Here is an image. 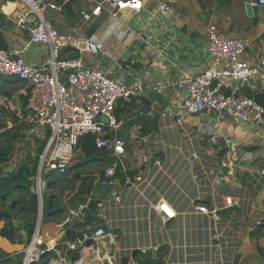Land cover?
I'll return each instance as SVG.
<instances>
[{"label":"crops","instance_id":"obj_1","mask_svg":"<svg viewBox=\"0 0 264 264\" xmlns=\"http://www.w3.org/2000/svg\"><path fill=\"white\" fill-rule=\"evenodd\" d=\"M52 1L60 8L48 11L46 18L60 32H75L104 43V52L83 56L88 66L109 69L126 83H140L143 88L129 100H121L116 115L125 125L116 134L129 139L134 127L142 125L144 133L152 134L155 141L141 147L138 142H129L112 186H102L98 181L103 177L99 173L101 167H94L95 181L89 194L78 193L80 182L48 185L52 212L44 219L42 247L50 245L56 250L35 264H49L51 259L59 260V264H73L77 253L69 251L66 242L74 239L83 227L76 222L75 213L102 200L109 201L105 207L108 236L94 246L102 254L116 256L118 264L130 252L139 262L156 260L162 253L163 264L264 261V224L259 223L264 215V125L242 126L226 115L208 112L194 116L181 112L183 124L178 125L175 120L181 110L183 91L170 86L182 76L192 77L205 68L209 23L231 37L243 38L247 44L243 59L260 63L264 57V6H258V12L249 16L246 10L249 0H177L168 16L159 21L158 8L163 0H142L140 11L127 8L113 18L103 9L98 16L91 15L85 20L83 12L91 14L102 0ZM0 5L3 9L0 49L16 53L28 47L24 57L40 65L46 49L29 45L27 30L16 24L23 6L16 0H0ZM74 53L67 50L64 56L71 57ZM28 90L20 79L9 82L0 78V120L8 128L14 125L18 108L25 105L22 96ZM263 91L264 66L249 81L243 94ZM142 99L148 100L149 105L143 106ZM24 134L25 138L30 135L25 130ZM114 135L107 133L108 137ZM222 135L236 141L239 159L226 167L227 172L223 169L222 182L217 185L208 169L225 154ZM18 144L21 143L17 142L16 150ZM155 151L162 160L161 166L155 164V158L148 166L135 160L137 154ZM16 152L9 162L11 167L19 164ZM105 154L113 159L106 166L109 167L116 158L112 150H105ZM106 158L102 156L99 161ZM139 176L143 177L141 182L137 180ZM116 194L122 198L120 203L114 199ZM161 202L176 213L170 221H165L155 208ZM198 204L216 210L221 220L216 222L210 215L198 212ZM3 226L0 219V227ZM0 242L2 249L12 255L21 253L25 247V244L12 245L1 236ZM4 246H10L12 251ZM98 264L109 263L103 260Z\"/></svg>","mask_w":264,"mask_h":264},{"label":"built area","instance_id":"obj_2","mask_svg":"<svg viewBox=\"0 0 264 264\" xmlns=\"http://www.w3.org/2000/svg\"><path fill=\"white\" fill-rule=\"evenodd\" d=\"M16 1L23 6L16 18L17 26L27 30L29 45H41L46 49V55L40 65H34L24 57L28 47L16 53L0 49V78L16 76L24 81L29 89L26 105L17 110L18 122L25 125V131L29 134H41L44 142L36 173L31 178V191L38 198L36 227L31 242L22 251V264H35L42 261L47 253L56 250V247L50 245L47 248L42 247L44 195L52 180L49 176H61L67 172L81 139L87 135L95 136L98 149L112 150L116 160L105 168L103 177L98 180L102 186L107 187L115 183L117 166L126 157L129 142H138L141 147L155 139L152 134L144 133L142 125L134 127L129 139L116 134L125 125L124 120L116 115L118 102L129 100L143 88L140 83H126L124 78L114 76L109 69L94 68L85 63V54L97 56L106 50L102 41L75 32H60L46 18L48 11L60 8L52 0ZM249 2L264 6V0ZM176 4L177 0L161 1L158 8L159 21L165 19ZM127 8L140 11L142 0H102L93 8L91 14L83 12V17L89 20L91 15L98 16L104 9L113 18H117L120 11ZM2 14L0 5V19ZM206 33L208 59L203 71L192 77L182 76L170 85L183 91L181 110L175 122L178 125L183 124L181 112L191 116L208 112L219 116L226 115L242 126L264 125V107L242 93L249 81L260 73L264 66V57L258 64L244 60L246 41L240 37L229 36L214 23L207 25ZM67 50L75 51L78 56L65 57ZM108 132L114 133V137H108ZM222 137L225 154L216 165L208 169V174L217 185L222 182L223 169L239 159L236 141L228 135ZM153 158L157 166L162 165L156 151L135 156V160L142 166L150 165ZM137 180L141 182L143 177L139 176ZM114 199L116 203L122 200L118 195H115ZM108 202H97L90 214L91 219L89 206L81 207L75 213L76 222L83 227L74 239L66 242L67 249L77 253L73 264H85L86 261H91L88 264H98L103 260H107L109 264H118L116 256L102 254L100 249L94 246V243L108 236L105 229L108 222L105 207ZM155 208L165 221H170L176 214L165 202L158 203ZM196 210L210 215L216 222L221 220L216 210H210L206 205L198 204ZM259 223L264 224V215ZM130 254L128 264H140L132 252ZM49 264H59V260L51 259ZM260 264H264V261Z\"/></svg>","mask_w":264,"mask_h":264},{"label":"trees","instance_id":"obj_3","mask_svg":"<svg viewBox=\"0 0 264 264\" xmlns=\"http://www.w3.org/2000/svg\"><path fill=\"white\" fill-rule=\"evenodd\" d=\"M76 56H78L76 53L71 55V57ZM248 97L255 99L264 107V91L261 93L249 94ZM22 99L23 103L26 105L27 95L22 96ZM121 102V100L118 102L117 108L120 106ZM142 103L143 106L149 105V101L146 99H142ZM117 108L116 112H118ZM13 122L14 125L8 128L7 125L3 124L0 120V130H2L0 133V169L9 166L12 156L15 154L17 142L25 138V125L20 124L17 117L13 118ZM144 132H146V130H144ZM43 147L44 142L37 148V155L35 157L28 156L27 159L22 164H18L15 169L2 173V175L0 174V219L4 221V228L14 230L15 236L25 245L31 242L38 217V198L31 191V178L36 173L38 157ZM102 156L104 158L107 157L105 150L96 147L95 136H84L74 152L67 172L61 176H54L49 182V185H54L58 182H63L64 184L80 182L78 193L83 195L89 194L93 189V183L95 181L96 172L94 171V167H101L99 173L100 175H104L103 170H105L108 163L113 160L106 158L99 161V158ZM81 201L85 202V199L82 198ZM95 207L96 204L92 202L89 206V219H91L90 214ZM53 208H57L55 203H53ZM50 211L52 212V209L49 206L47 211L45 209V216L48 215ZM162 255L161 253L156 260L142 261L140 264H163ZM23 257V252L12 255L0 249V264H22Z\"/></svg>","mask_w":264,"mask_h":264},{"label":"rangeland","instance_id":"obj_4","mask_svg":"<svg viewBox=\"0 0 264 264\" xmlns=\"http://www.w3.org/2000/svg\"><path fill=\"white\" fill-rule=\"evenodd\" d=\"M19 78L16 77V76H12V77H2V80L3 81H9V82H13L15 80H18ZM27 135V134H26ZM43 141V137L42 135H38V134H30L28 135L24 141H20L18 143H21L18 148H17V152H16V155H17V158L16 159H20L16 162H19V164H22L28 156H31V157H35L37 155V148L39 147V145L41 144V142ZM25 143V144H24ZM24 145H26V147H24ZM24 157L22 160H21V157ZM14 161V160H13ZM16 165V164H15ZM10 166V165H9ZM8 166V167H9ZM12 166V165H11ZM10 166V167H11ZM7 168V167H6ZM2 172L1 173H4V172H7V170H4L2 169L1 170ZM1 176V175H0ZM54 174H51L49 176V179L53 178ZM44 199H45V209L46 211L48 210L49 208V195L48 193L46 192L45 195H44ZM45 210L43 212V222H42V227H41V234L43 235L44 237V228H43V225H44V219H45ZM1 236V235H0ZM1 243V242H0ZM24 246V245H23ZM26 246V245H25ZM3 245L0 244V249H2ZM5 248H7L9 251H12V248L10 246H4Z\"/></svg>","mask_w":264,"mask_h":264},{"label":"water","instance_id":"obj_5","mask_svg":"<svg viewBox=\"0 0 264 264\" xmlns=\"http://www.w3.org/2000/svg\"><path fill=\"white\" fill-rule=\"evenodd\" d=\"M216 1H221V0H216ZM258 6H255V5H252V3H246V10H247V13L249 16H253L255 15L257 12H258ZM16 58H18V56H16ZM150 110V108L148 109ZM104 121H107L106 118H103ZM16 167V166H14ZM14 167H7L5 170H7V172L13 170ZM226 172H227V168L224 169ZM117 195V194H116ZM0 235L1 237L7 239L10 244L12 245H21L22 242L18 239L17 236H15V233H14V230L12 229H5L4 226L3 227H0ZM146 254L147 255H150L151 254V251H146ZM129 262V257L128 256H125L121 259V264H128Z\"/></svg>","mask_w":264,"mask_h":264}]
</instances>
